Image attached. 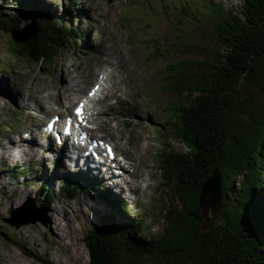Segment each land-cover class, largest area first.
<instances>
[{
	"label": "rangeland",
	"instance_id": "rangeland-1",
	"mask_svg": "<svg viewBox=\"0 0 264 264\" xmlns=\"http://www.w3.org/2000/svg\"><path fill=\"white\" fill-rule=\"evenodd\" d=\"M211 1L234 12L241 10V0ZM184 3L183 0H0V264H42L37 259L48 264H88L84 239L91 236L89 230L106 218L119 226L140 223L142 227L137 229L135 238L140 241L161 234L172 198L159 170L158 152L164 136H168L167 142L176 151H188L182 142L161 129L167 114L165 108L177 102L175 94L166 87V69L178 63L195 67L196 63L210 59L216 50L207 22L201 23V16H197L199 22L188 18L182 12ZM189 9L193 15L199 10ZM38 13L61 18L83 36L62 49L55 63L41 70L11 58L6 51L14 41L11 31L30 25L34 17L36 23ZM105 72L114 78L108 83V96L97 105L98 124H94L93 131L117 144V151L126 158V163L134 166L135 172H141V192L135 194L129 186L127 190L123 187L122 198L115 197L120 200V205L115 201V209L99 199L100 191L111 194L103 187L87 191L80 186L73 197L67 198L62 190L58 192L64 179H72L65 172L46 167L45 159L42 164L30 161L32 156L24 154L23 160V152L15 151V147L9 151L15 157L6 151L9 142L18 138L26 144L22 133L44 125L52 114L70 113L72 104L87 96L98 73L101 76ZM73 81L80 92L67 95L66 105L55 96L42 98L38 104L31 99L33 83L50 89L48 92L59 89V94L63 86ZM32 118L38 123L34 125ZM14 151L22 156L16 157ZM17 160L22 162L21 166L15 165ZM22 166H31L25 169L32 174L22 172ZM15 169L18 178L12 172ZM41 183L52 189L51 202L42 198ZM261 195L263 198L264 191ZM51 209L59 215L60 227L52 221ZM10 212L18 218L13 223H28L17 228L10 226L6 223ZM24 250L36 260L24 255Z\"/></svg>",
	"mask_w": 264,
	"mask_h": 264
},
{
	"label": "trees",
	"instance_id": "trees-1",
	"mask_svg": "<svg viewBox=\"0 0 264 264\" xmlns=\"http://www.w3.org/2000/svg\"><path fill=\"white\" fill-rule=\"evenodd\" d=\"M183 1L188 18L207 22L216 50L195 67L166 69L177 102L165 108L161 129L188 148L176 151L164 136L158 152L163 185L172 193L166 225L155 239L140 241L139 227L106 218L84 239L88 264H264V0H241L239 12L211 0ZM189 8L199 10L193 15ZM38 15L36 34L11 41L6 51L41 70L83 36L61 18ZM213 171L220 177V220L199 207Z\"/></svg>",
	"mask_w": 264,
	"mask_h": 264
},
{
	"label": "bare ground",
	"instance_id": "bare-ground-1",
	"mask_svg": "<svg viewBox=\"0 0 264 264\" xmlns=\"http://www.w3.org/2000/svg\"><path fill=\"white\" fill-rule=\"evenodd\" d=\"M93 76H94V74H93ZM89 77L90 78L92 77L91 72L89 73ZM98 77H100V79H101V81H103V83L99 84V87L97 88L98 90L95 92V97L90 98L88 100L85 99V101H87V106H86V110H85V113H84V116H83V121L88 119L89 121H91L93 123H96L95 119H97L96 116H98L99 111H97L95 109V107L98 104H100V102L105 100L106 96H108V83L111 84L112 80L114 78L111 74H109L107 72L103 73V75L101 74V76L99 74ZM83 79L85 80L84 77H83ZM87 79L90 80L89 78H87ZM83 83H85V82L83 81ZM77 85H78L77 82L73 81L72 83L67 84L66 86H63L61 88L62 89V93L59 92V94H58V90L59 89L55 88L56 90H53V91L51 90L52 92H48L50 89H48L46 87H43L40 84L38 85L37 83H33L32 87H31V89H32V97H31V99L34 100L35 103L38 104V103H40L42 98L52 99L55 96V97H57L59 99L60 103H62V104L65 103V105H66L67 103H69L67 95H69L70 93H74V94L77 95L80 92V90L77 88ZM40 94H45V96L41 97ZM88 105H90V107ZM92 113H93V115H91ZM64 126H65L64 123L59 121L57 123L56 127L58 129L60 128L61 130H63ZM85 131L87 133L91 132L90 130H87V129ZM44 132H46V134H45L46 136L45 137H49L50 138L54 131H52V132L44 131ZM75 132H77L78 135L80 134V136H82L83 139L87 138V136L85 134H83L81 131H77V129H76ZM40 133H42V132L39 130V127H37V128L33 127L31 130L22 133V139L31 140V141H33L31 143V145H34L35 147H39V146H42L43 142H47V143L49 142V140L42 142L41 141L42 136L40 135ZM61 134H62V132H60V131L54 134L53 139L58 138L61 141H60V143H57L56 141L54 142L55 145L59 144L58 145L59 153H57L56 155H52L53 159H52L51 162L59 163L61 161L62 157H63V156L60 157V154L62 153V151H64L65 149H68L70 147V145H71V144L68 145L69 142L66 141L65 140L66 138L63 135H61ZM98 138H99V140H102V138H100V137H98ZM35 140H37V143H38L39 146L36 144ZM87 141L88 140H85V142H87ZM10 142H9V146L7 148L8 150H6V151L11 157H15L11 153H9V151H10V149H12V147H16L17 148L18 145L16 143H14V142H11L12 144H14L12 146V145H10ZM51 147H49L47 150H44V152L50 153L49 150L51 149ZM29 149H31V148H29ZM14 150L17 151V150H19V148H17V149L14 148ZM31 150L32 151H24L23 152V154H22L23 155V160L26 158V157H24L25 155L32 156V158L30 160H34L33 158L35 157V154L31 153V152H34V149H31ZM81 150L82 149L79 146H76L73 153H75V155H79ZM15 153L17 155L16 157H18L19 156L18 152H15ZM22 155H20V156H22ZM35 158H38V156H36ZM17 161H20V160H17ZM84 165H90L91 167H88V169H91L95 173H98V174L100 173L104 177V180L107 183L106 184L107 187H105V189H108L109 191H112V192L113 191L116 192L115 197L116 196L117 197H122V192L121 191L125 190V189L127 190L128 186L130 187L131 192H133L135 194H138V193L141 192V187H140L141 186V172H139L140 174L135 172L134 170H136V168L134 166H132V165H127L126 163L124 165L120 164V163L119 164L118 163H112L109 160H108V165H105L103 167L99 166V164L92 163L91 161H88V163L84 164ZM79 174H81L83 176V179H84L85 182L93 180V179H96V177L90 176V175H93V174L89 173L88 170L87 171H83V172H79ZM130 174H131V176H130ZM93 176H95V175H93ZM129 176L131 177V182H128L129 181ZM123 178H125V180ZM136 182H137V187H136ZM132 184H135V186H133ZM122 185H123V187H125V189L122 188ZM116 198H114V200L117 201L118 199H116ZM88 204L91 205V203H88ZM51 218H52V221L55 224H57L58 227H60L61 219L59 218V215L56 213V210H54V209L53 210L51 209Z\"/></svg>",
	"mask_w": 264,
	"mask_h": 264
},
{
	"label": "water",
	"instance_id": "water-1",
	"mask_svg": "<svg viewBox=\"0 0 264 264\" xmlns=\"http://www.w3.org/2000/svg\"><path fill=\"white\" fill-rule=\"evenodd\" d=\"M35 17L30 25H27L23 29H13L11 31L12 39L14 42L22 43L33 37L36 34L35 28ZM199 207L204 215H209L221 219L222 216V195H221V184L220 177L216 171H213L203 182L201 187V193L199 195ZM16 216L14 212H10V218L7 219L6 223L10 226L17 228L19 225L27 224L28 222H23L22 224L13 223V219ZM18 219V218H16Z\"/></svg>",
	"mask_w": 264,
	"mask_h": 264
},
{
	"label": "snow or ice",
	"instance_id": "snow-or-ice-1",
	"mask_svg": "<svg viewBox=\"0 0 264 264\" xmlns=\"http://www.w3.org/2000/svg\"><path fill=\"white\" fill-rule=\"evenodd\" d=\"M97 88H94L91 92H89V96H92L95 94L97 91ZM83 107H84V102H81L75 109H74V114L77 117L78 120L83 121ZM109 155H111V150H109Z\"/></svg>",
	"mask_w": 264,
	"mask_h": 264
}]
</instances>
